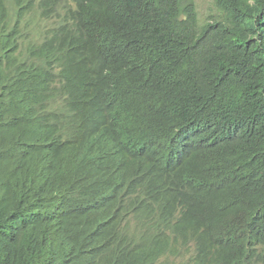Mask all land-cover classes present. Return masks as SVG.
Returning <instances> with one entry per match:
<instances>
[{
    "label": "trees",
    "instance_id": "obj_1",
    "mask_svg": "<svg viewBox=\"0 0 264 264\" xmlns=\"http://www.w3.org/2000/svg\"><path fill=\"white\" fill-rule=\"evenodd\" d=\"M0 0V264H264V0Z\"/></svg>",
    "mask_w": 264,
    "mask_h": 264
},
{
    "label": "rangeland",
    "instance_id": "obj_2",
    "mask_svg": "<svg viewBox=\"0 0 264 264\" xmlns=\"http://www.w3.org/2000/svg\"><path fill=\"white\" fill-rule=\"evenodd\" d=\"M199 18L201 22H205L208 16L217 14L213 0H196ZM186 260L184 257H179L175 260H171L169 264L183 263Z\"/></svg>",
    "mask_w": 264,
    "mask_h": 264
},
{
    "label": "clouds",
    "instance_id": "obj_3",
    "mask_svg": "<svg viewBox=\"0 0 264 264\" xmlns=\"http://www.w3.org/2000/svg\"><path fill=\"white\" fill-rule=\"evenodd\" d=\"M186 258V257H185ZM171 261V260H170ZM178 264H189V261H187V259L183 262V263H178ZM192 264V262H191Z\"/></svg>",
    "mask_w": 264,
    "mask_h": 264
}]
</instances>
